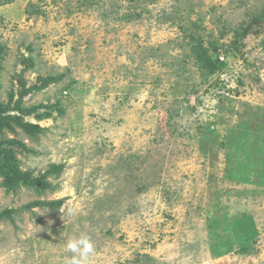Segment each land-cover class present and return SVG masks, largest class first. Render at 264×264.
Returning a JSON list of instances; mask_svg holds the SVG:
<instances>
[{
    "label": "rangeland",
    "instance_id": "rangeland-1",
    "mask_svg": "<svg viewBox=\"0 0 264 264\" xmlns=\"http://www.w3.org/2000/svg\"><path fill=\"white\" fill-rule=\"evenodd\" d=\"M27 58L28 87L60 79L23 106L59 105L0 142L63 170L42 193L0 173V264H68L82 234L90 264H264V0H0L1 104Z\"/></svg>",
    "mask_w": 264,
    "mask_h": 264
},
{
    "label": "trees",
    "instance_id": "trees-1",
    "mask_svg": "<svg viewBox=\"0 0 264 264\" xmlns=\"http://www.w3.org/2000/svg\"><path fill=\"white\" fill-rule=\"evenodd\" d=\"M245 36L246 32H243L241 37L243 38ZM191 40L194 41V38L191 37ZM212 50L216 53L217 48L212 46ZM190 51V54L194 57L196 63L201 66L203 65V68L209 69L210 75H213L222 70V66L225 65L223 61H220L218 58L211 59L210 55L208 56L209 51L202 46V43L198 44L197 42L195 46H192L190 48ZM22 64L24 67L17 76L20 88L19 91L16 93V95L11 92L7 104L0 103V131H13L15 128H19L22 133L25 134L28 138L35 139L45 130L38 124L27 122L25 118L33 116L37 121H41L42 119L49 117L50 114L47 113V111H51L55 108L57 109V106L59 104L56 103L55 105H48L41 103L31 107H24L23 100L32 93H38L45 90L49 85H51L52 83H56L60 78L50 77L43 80L39 84H34L28 87L23 79V73L31 69L33 67V64L32 61L28 58L22 60ZM41 111L46 112L40 114ZM13 145H18L22 149L26 150V148L16 140L0 142V173L4 177L3 184L6 187H15L21 185L24 188L33 189L39 193L45 192L47 190H52V187L49 182L46 181V178L49 175L58 174L63 170V166L51 165L50 168L42 176L33 177L31 172L20 171L14 152L11 149ZM62 204V200L52 202L34 201L28 204L26 206V209L40 207L48 209H59ZM13 213L14 210L12 209L4 210L0 213V220L7 219L11 221Z\"/></svg>",
    "mask_w": 264,
    "mask_h": 264
},
{
    "label": "clouds",
    "instance_id": "clouds-1",
    "mask_svg": "<svg viewBox=\"0 0 264 264\" xmlns=\"http://www.w3.org/2000/svg\"><path fill=\"white\" fill-rule=\"evenodd\" d=\"M64 248L71 253L68 264H90V258L95 255V245L86 234L68 239Z\"/></svg>",
    "mask_w": 264,
    "mask_h": 264
}]
</instances>
